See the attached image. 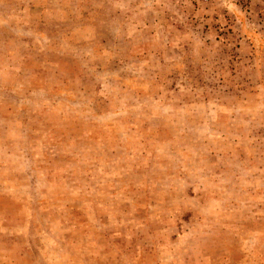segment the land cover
<instances>
[{"label":"rangeland","instance_id":"obj_1","mask_svg":"<svg viewBox=\"0 0 264 264\" xmlns=\"http://www.w3.org/2000/svg\"><path fill=\"white\" fill-rule=\"evenodd\" d=\"M0 264H264V0H0Z\"/></svg>","mask_w":264,"mask_h":264}]
</instances>
